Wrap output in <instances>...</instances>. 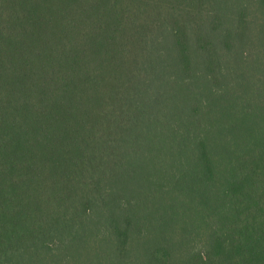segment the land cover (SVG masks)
I'll use <instances>...</instances> for the list:
<instances>
[{
	"label": "trees",
	"instance_id": "1",
	"mask_svg": "<svg viewBox=\"0 0 264 264\" xmlns=\"http://www.w3.org/2000/svg\"><path fill=\"white\" fill-rule=\"evenodd\" d=\"M0 264H264V0H0Z\"/></svg>",
	"mask_w": 264,
	"mask_h": 264
}]
</instances>
